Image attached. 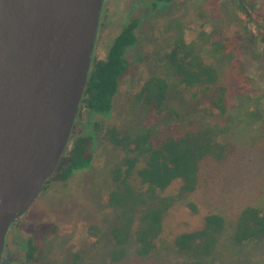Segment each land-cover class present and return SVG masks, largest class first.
<instances>
[{"label": "trees", "instance_id": "16d2710c", "mask_svg": "<svg viewBox=\"0 0 264 264\" xmlns=\"http://www.w3.org/2000/svg\"><path fill=\"white\" fill-rule=\"evenodd\" d=\"M146 1L154 9L160 3L172 0ZM237 4L241 25L251 26L256 48L264 57V4L258 5L252 0H237ZM205 7L216 10L218 16L222 13L214 1L209 0ZM174 27L178 35L161 54L162 68L179 76L180 105L203 96L199 107L215 119L181 114L171 105L174 97L170 93L168 76L152 73L142 79L133 96L146 112V125L140 131L131 132L118 124L99 121L93 123L92 131L79 129L80 118L86 111L109 113L114 109L121 77L129 67L128 49L139 41L138 19L132 18L115 36L106 57L93 56L68 147L42 189L53 181L66 184L77 172L91 169L96 140L114 145L119 153V161L111 168L115 187L103 196L104 206L113 210L116 216L111 227L114 247L107 264H127L130 240L136 244L140 255L150 254L157 237L169 224L167 218L175 197L168 195L167 189L176 185L177 196H188L199 185L202 162H221L233 156L235 142L226 136L231 126L224 119L219 120L226 118L230 108L227 93L241 92L253 100L249 115L262 122L259 144L264 150V107L251 95L254 80L244 67L246 48L243 41L246 37L243 30L219 34L216 29H201L197 39L188 41L182 21H177ZM221 57L229 60V81L225 80L226 72L218 61ZM172 116L176 118L174 121ZM166 118L170 119L169 124L164 122ZM186 209L194 214L198 212L193 201L187 202ZM224 227L222 215L206 214L198 228L177 233L172 238L173 247L179 255L188 258V264H210L208 258L217 250ZM30 229L34 234L29 241L28 256L33 259L34 238L54 232L55 226L33 223ZM232 237L237 244L264 238V208L244 207L237 216Z\"/></svg>", "mask_w": 264, "mask_h": 264}, {"label": "rangeland", "instance_id": "374dc122", "mask_svg": "<svg viewBox=\"0 0 264 264\" xmlns=\"http://www.w3.org/2000/svg\"><path fill=\"white\" fill-rule=\"evenodd\" d=\"M208 1L172 0L153 9L146 0H105L93 56L106 57L113 39L132 18L138 19L139 41L128 49L129 67L121 77L113 111H86L80 118L79 129L92 131L93 123L99 121L118 124L131 132L140 131L146 125V112L133 96L142 79L152 73L168 76L174 97L171 105L181 114L213 118L198 105L203 102V96L180 105L179 76L162 68L164 62L160 57L178 35L174 27L177 21L185 25L188 41L197 39L201 29H216L219 34L242 29L246 37L244 67L254 80L251 95L264 107V57L256 48L251 26L241 25L237 0H211L219 5L222 12L219 16L216 10L205 7ZM252 1L264 4V0ZM221 58L218 61L226 72L225 80L229 81V60ZM227 96L230 108L226 118L219 120L224 119L231 126L226 136L235 142L233 156L221 162H202L199 185L194 193L179 197L176 185L167 189L166 193L175 197L167 218V230L157 237L155 248L147 255H140L136 244L130 240L127 264H188V258L175 251L172 238L180 231L201 226L209 213H218L225 219L218 248L208 258L210 264H264V238L237 244L232 237L237 216L244 207L264 208V150L259 144L262 122L249 115L253 103L250 97L241 92L227 93ZM175 119L172 116V120ZM169 121L164 120L168 124ZM94 152L91 169L77 172L66 184L61 181L47 184L33 205L10 227L0 264H107L114 247L111 227L116 216L104 206L103 196L115 187L111 168L119 161V153L114 145L100 140H96ZM188 201L197 205V213L186 209ZM33 223H51L55 231L34 238L36 251L31 259L28 253L34 234L30 229Z\"/></svg>", "mask_w": 264, "mask_h": 264}, {"label": "water", "instance_id": "95a60500", "mask_svg": "<svg viewBox=\"0 0 264 264\" xmlns=\"http://www.w3.org/2000/svg\"><path fill=\"white\" fill-rule=\"evenodd\" d=\"M105 0H0V263L68 147Z\"/></svg>", "mask_w": 264, "mask_h": 264}]
</instances>
